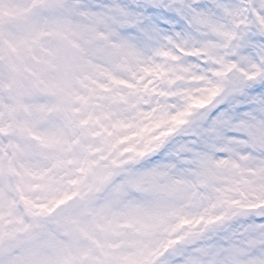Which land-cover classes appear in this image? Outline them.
Listing matches in <instances>:
<instances>
[{"label":"snow or ice","instance_id":"1","mask_svg":"<svg viewBox=\"0 0 264 264\" xmlns=\"http://www.w3.org/2000/svg\"><path fill=\"white\" fill-rule=\"evenodd\" d=\"M0 264H264V0H0Z\"/></svg>","mask_w":264,"mask_h":264}]
</instances>
